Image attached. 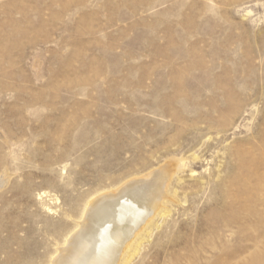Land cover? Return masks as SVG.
Returning <instances> with one entry per match:
<instances>
[{
  "label": "rangeland",
  "instance_id": "374dc122",
  "mask_svg": "<svg viewBox=\"0 0 264 264\" xmlns=\"http://www.w3.org/2000/svg\"><path fill=\"white\" fill-rule=\"evenodd\" d=\"M168 164L129 264H264V0H0V264Z\"/></svg>",
  "mask_w": 264,
  "mask_h": 264
},
{
  "label": "bare ground",
  "instance_id": "6f19581e",
  "mask_svg": "<svg viewBox=\"0 0 264 264\" xmlns=\"http://www.w3.org/2000/svg\"><path fill=\"white\" fill-rule=\"evenodd\" d=\"M168 166L98 193L49 264H129L139 253L144 234H151L155 216L170 213L167 203L174 199L166 182L174 166Z\"/></svg>",
  "mask_w": 264,
  "mask_h": 264
}]
</instances>
